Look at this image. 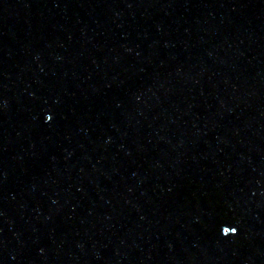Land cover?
<instances>
[{
	"label": "water",
	"instance_id": "1",
	"mask_svg": "<svg viewBox=\"0 0 264 264\" xmlns=\"http://www.w3.org/2000/svg\"><path fill=\"white\" fill-rule=\"evenodd\" d=\"M0 264H264V0H0Z\"/></svg>",
	"mask_w": 264,
	"mask_h": 264
}]
</instances>
